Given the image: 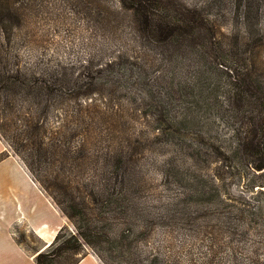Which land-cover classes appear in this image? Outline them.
<instances>
[{
	"label": "rangeland",
	"instance_id": "rangeland-1",
	"mask_svg": "<svg viewBox=\"0 0 264 264\" xmlns=\"http://www.w3.org/2000/svg\"><path fill=\"white\" fill-rule=\"evenodd\" d=\"M1 1L9 2L13 8L4 18L6 29L0 34V45L10 62L36 69L45 78L56 65H73L76 71L71 76L68 72L72 69H67L72 79L62 90L76 89L79 73L80 83L88 81L91 87H97L94 97L122 114L115 126L107 128L105 125L109 124L103 122L95 126L102 135L89 145L95 158L85 161L81 169H66L64 175L72 185L77 179L81 190L92 185H106L113 190L126 188L137 213L130 212L119 221L128 219L148 226L147 239L154 246L171 244L167 251L157 247V262L162 263V252L173 258L178 252L174 244L186 235L199 237L214 231L215 237L221 238L219 229L225 230L226 226L233 232L229 240L235 250L253 261L264 259V168L255 169L239 154L232 156L227 124L213 120L221 112L214 116L206 101L201 106L196 102L203 89L226 78L225 67L198 65L188 54L167 60L159 67L156 64L143 80L135 67H100L115 53L116 30L121 29L129 37V21L122 15L117 0ZM178 1L206 14L218 39L234 43L238 37L241 49L253 46L247 53L249 68L264 76V0H252L245 14L242 0ZM157 102L180 120L177 124L184 132L161 129L165 127L164 120L153 112ZM188 115L194 116L189 123L183 121ZM2 142L5 156L12 154L24 166ZM119 146L131 154L126 162L130 170L124 174L128 181L124 179L123 184L115 179L117 157L108 155ZM64 222L72 227L68 220L63 219ZM21 233L25 235V246L39 244L30 232L18 229L14 234ZM134 235L143 242L123 240L114 244L115 255L108 259L109 264H144L147 248L139 252L136 245L145 248V235ZM225 240L228 238L222 242Z\"/></svg>",
	"mask_w": 264,
	"mask_h": 264
},
{
	"label": "trees",
	"instance_id": "trees-1",
	"mask_svg": "<svg viewBox=\"0 0 264 264\" xmlns=\"http://www.w3.org/2000/svg\"><path fill=\"white\" fill-rule=\"evenodd\" d=\"M117 1L122 15L129 21V37L121 29L116 30L115 53L100 63V67L111 70L135 67L143 80L156 64L159 67L167 60L188 54H192L198 65L211 69H218L219 65L225 67L226 78L203 89L196 102L201 106L206 101L214 116L221 112L213 120L227 124L231 135L228 149L232 156L239 154L255 169L264 168V76L249 68L247 53L253 46L241 49L238 37L234 43L218 39L206 14L178 0ZM251 1L242 0L244 14ZM12 9L9 2L0 0V34L6 29L3 20ZM5 54L0 45V139L20 158L62 218L72 225L68 228L64 222L43 249L33 247L36 248V264H77L91 251L101 264H109L108 259L115 255L114 244L123 240L143 242L135 237V232L145 235V248L136 245L137 251L149 248L145 250L148 253L144 264H183V258L185 264H264V259L253 261L230 245L229 237L233 232L227 226L223 227L225 230L219 229L221 238H216L214 231L199 237L186 235L174 244L178 252L173 258L162 252V263L157 262V247L167 251L171 244L154 246L147 239L148 226L128 219L119 221L130 212L137 213L126 188L119 186L113 190L106 185H92L81 190L77 179L72 185L64 175L66 169H81L85 161L95 158L89 145L97 136H102L95 126L99 122L109 124L105 125L107 128L115 126L122 117L120 110L108 109L107 102L94 97L97 87H91L88 81L80 83L79 73L76 89L68 87L64 92L62 88H67L64 84L70 82L76 71L73 65H56L53 73L45 78L36 69L29 70L17 61L10 62ZM69 68L71 76L66 72ZM156 104L153 112H158V119L164 120L165 127L161 129L184 132L177 124L180 120L169 115L159 102ZM193 120V115L183 119L188 123ZM108 155L117 157L115 179L123 184V180H127L124 174L130 170L126 164L131 158L130 151L119 146ZM4 157L5 153L0 152V160ZM223 238L228 240L222 242ZM15 240L25 246L23 233L15 236Z\"/></svg>",
	"mask_w": 264,
	"mask_h": 264
},
{
	"label": "crops",
	"instance_id": "crops-1",
	"mask_svg": "<svg viewBox=\"0 0 264 264\" xmlns=\"http://www.w3.org/2000/svg\"><path fill=\"white\" fill-rule=\"evenodd\" d=\"M4 149L5 145L0 139V152ZM62 224V216L22 163L12 154L2 158L0 160V264H36L34 261L36 248H42L51 242L46 241L45 235L51 236L52 240ZM18 229L32 233L39 244L24 246L17 243L14 233ZM34 246L36 248H33ZM77 264L100 263L89 252Z\"/></svg>",
	"mask_w": 264,
	"mask_h": 264
},
{
	"label": "bare ground",
	"instance_id": "bare-ground-1",
	"mask_svg": "<svg viewBox=\"0 0 264 264\" xmlns=\"http://www.w3.org/2000/svg\"><path fill=\"white\" fill-rule=\"evenodd\" d=\"M39 230H37V232H38ZM41 231V230H40ZM44 231V230H43ZM45 232V231H44ZM46 234V233H45ZM48 234V233H47ZM44 235V234H43ZM49 235V234H48ZM42 237H44V236H42ZM45 237H46V241H51V236H47V235H45Z\"/></svg>",
	"mask_w": 264,
	"mask_h": 264
}]
</instances>
